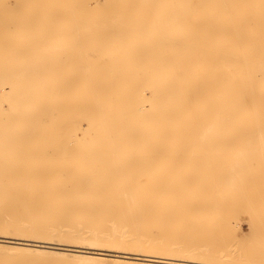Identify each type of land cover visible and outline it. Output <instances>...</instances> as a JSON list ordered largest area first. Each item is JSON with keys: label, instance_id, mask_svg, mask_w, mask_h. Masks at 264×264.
<instances>
[{"label": "bare ground", "instance_id": "obj_1", "mask_svg": "<svg viewBox=\"0 0 264 264\" xmlns=\"http://www.w3.org/2000/svg\"><path fill=\"white\" fill-rule=\"evenodd\" d=\"M1 213L0 264H264V0H0Z\"/></svg>", "mask_w": 264, "mask_h": 264}, {"label": "rangeland", "instance_id": "obj_2", "mask_svg": "<svg viewBox=\"0 0 264 264\" xmlns=\"http://www.w3.org/2000/svg\"><path fill=\"white\" fill-rule=\"evenodd\" d=\"M78 137H80V134L78 133ZM212 199H213V197H211ZM215 200H218V199H216L215 197H214V200H211L212 201V203L213 202H217V201H215ZM211 203V202H210ZM42 204L43 203H39V202H36L35 204H34V206L33 207H37V209L36 210H39V209H42ZM202 204H205V202H203ZM201 204V205H202ZM207 204H208V207L206 208V206H207ZM215 203H213L212 205H214ZM212 205H210L209 203H206V206H204V205H202V207L204 208V209H206V210H204V211H206V212H208L209 213V210H210V207H212ZM224 206H227V205H222V207H220L219 208V211L221 210V216H219L217 219H215L213 222H209L208 220V225L209 226H205V227H211V226H214V227H220V226H227V224L225 223V220H226V218H227V214H225V213H228V211H230L229 213H231V210H232V215L230 214V218L231 219H229V221L228 222H231V224L233 225V222H234V226H239V228H241L240 229V231H239V233H241L242 234V237H241V234H239L240 236H238V239H239V243L241 244L242 243V245H243V242L246 240V242H247V240L249 241L254 235H253V232H251L250 231V227H249V225L246 223V221H244V220H242V216H241V213L239 212L238 213V211H239V208H238V211H237V209L236 208H233L234 210H236V212L235 211H233V209L231 208V209H229V207H225V209L227 210L228 209V211L226 212V210H224V209H222V208H224ZM69 208V207H68ZM67 208V209H68ZM199 207H197V208H195V209H198ZM201 208V207H200ZM209 209V210H208ZM1 210H6V209H1ZM192 210H194V209H192ZM201 210V209H200ZM200 210L198 209V213H202V215H205L206 214V212L204 213V211L203 212H200ZM225 211V213L223 212V214H222V211ZM191 211V210H190ZM202 211V210H201ZM235 212V213H234ZM190 213V212H189ZM188 213V214H189ZM193 213V211L189 214L191 217H189V215L187 216V217H185V216H181L180 215V217H178V220L179 219H181L182 221H184V218H185V221L183 222V224L184 225H182V223L180 224V225H182V226H185V228H189V227H197V226H200V225H202V224H200V223H198V221L197 220H195V219H193V218H196L199 214L196 212V214H198L196 217L194 216V214H195V212H194V214L193 215H191ZM195 214V215H196ZM235 214H237V216L235 215ZM8 216V214L7 213H1V215H0V218H2V219H0V223H4L5 222V217H7ZM240 217V218H239ZM189 218H190V220H189ZM187 219V220H186ZM193 219V220H192ZM228 219V218H227ZM181 220H179L180 222H182ZM193 221V223L194 224H196V226L194 225V226H192V221ZM195 220V221H194ZM239 220V221H238ZM204 221V223L205 224H207V221H206V219L205 220H203ZM190 222V223H189ZM203 223V224H204ZM163 224V223H162ZM164 224H165V222H164ZM190 224H191V226H190ZM204 224V225H205ZM231 224H229V227H231L232 225ZM236 224V225H235ZM231 225V226H230ZM170 226H171V224H170ZM187 226V227H186ZM161 227H163L162 228V234H163V236H165L164 238L165 239H167V240H169V241H173L174 240V238H175V241H173V242H177V241H181L182 239L181 238H184L185 237V235L186 234H183V235H179V234H177V233H175V232H172V229H171V227H169V223H167L166 225H161ZM228 227V226H227ZM171 230V231H170ZM206 230H208V229H206ZM217 236L215 237V239H213L212 237H211V241H216V239H219V240H221L220 242H219V240L217 241V242H215L217 245H219L220 246V244H221V246L222 247H225V246H227V247H225L224 249L225 250H227V251H233L235 248H237V246L239 247V246H242V245H240V244H238V242L236 243V241L237 240H235L234 241V239L233 238H231L230 237V235H228V237L226 238V240L225 239H222L221 237H219L220 235H218V234H216ZM12 237V235H5V234H0V237ZM177 236H179L178 237V239H176L177 238ZM187 241L186 242H188L187 243V245H190L191 243H195L194 242V240H193V238H192V236L191 235H188L187 234ZM189 236H191V237H189ZM204 237H206V234H204L203 236L201 235L200 236V241H199V239L197 238V242L198 243H201V241H203L204 240ZM239 237H241V239L239 238ZM183 239L181 242H184L186 239ZM188 238H189V240H188ZM191 238H192V240H191ZM229 238V239H228ZM177 240V241H176ZM224 240V241H223ZM230 240V241H229ZM179 241V242H180ZM193 241V242H192ZM205 241H207V239H205L204 241H203V243H201V244H206V242ZM223 241V242H222ZM251 241H253V239H251ZM179 242H177V243H179ZM225 242L227 243V244H225ZM233 242H235V244L233 243ZM219 243V244H218ZM223 243V244H222ZM64 244H66V243H64ZM225 244V245H224ZM236 244H238V245H236ZM2 245H8V244H2ZM224 245V246H223ZM235 245H236V247H235ZM234 248V249H233ZM233 249V250H232ZM238 250V249H237ZM89 251V250H88ZM90 251H92V250H90ZM94 251V250H93ZM14 253H16V252H14ZM14 253H13V258L11 257L10 259L13 261V263H14V261L16 260L14 257H15V255H14ZM109 253V252H108ZM17 254V253H16ZM18 254H21V253H18ZM16 255V257H17V260L19 261V259H18V257H20L19 255ZM24 254V253H23ZM21 255V259H20V261H22L23 263H26V261L27 260H29V262H30V259L32 260L33 259V257L34 256H37V262H38V259L39 258H41L40 257V255H39V258H38V255H34V254H32V255H29V253L27 254V253H25L24 255ZM238 254V253H237ZM237 254L236 253H234L233 255L234 256H237ZM9 255H12V253L11 254H9ZM8 256V255H7ZM250 257H256V255H249ZM49 258V256H46V259H44L45 260V262L47 261V259ZM43 258V257H42ZM40 259L39 261H43V259ZM44 258H45V256H44ZM260 258V257H259ZM14 259V260H13ZM36 259V258H35ZM34 260V259H33ZM19 261V262H20ZM17 262V261H16ZM28 262V261H27ZM36 261L34 262V263H37ZM47 262H49V259H48V261ZM39 263V262H38ZM213 264H217V263H213Z\"/></svg>", "mask_w": 264, "mask_h": 264}]
</instances>
